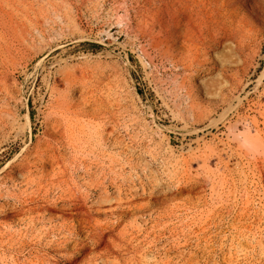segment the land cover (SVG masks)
Segmentation results:
<instances>
[{"label": "rangeland", "instance_id": "374dc122", "mask_svg": "<svg viewBox=\"0 0 264 264\" xmlns=\"http://www.w3.org/2000/svg\"><path fill=\"white\" fill-rule=\"evenodd\" d=\"M0 205V264H264V0H0Z\"/></svg>", "mask_w": 264, "mask_h": 264}, {"label": "bare ground", "instance_id": "6f19581e", "mask_svg": "<svg viewBox=\"0 0 264 264\" xmlns=\"http://www.w3.org/2000/svg\"><path fill=\"white\" fill-rule=\"evenodd\" d=\"M202 1V0H201ZM172 2V1H171ZM256 2V1H255ZM173 3V2H172ZM175 4V3H174ZM203 4V3H201ZM176 6V5H175ZM185 6V5H184ZM200 6V5H199ZM198 6V7H199ZM182 7V6H181ZM194 7V6H193ZM174 8V7H173ZM183 9V8H182ZM182 12V10L180 11ZM190 12V11H189ZM198 13V11H196ZM183 13V12H182ZM191 13V12H190ZM192 22V19H191V16H189V23ZM192 24V23H191ZM176 26V25H175ZM177 29V28H176ZM180 29V28H179ZM177 31V30H176ZM178 33V32H177ZM45 163H49L47 162L46 160H43ZM87 198H88V195L87 194H83L81 196H79V201H76L75 202H66L64 203V205L61 207V208H66V209H70L72 211V213L74 215H80L82 213H84V205L86 204L87 202ZM117 199V198H116ZM111 199H107L105 198L104 196H99L98 199L95 200V203L93 205L94 208H96L97 210H105V208L103 207V204L105 202H110ZM20 209H22V207H19L18 205H15V206H5V205H0V211H2L3 213L6 212L7 210H15V211H19ZM83 226V222H79V225L75 226L74 225V229L75 231H78V229L80 227Z\"/></svg>", "mask_w": 264, "mask_h": 264}]
</instances>
